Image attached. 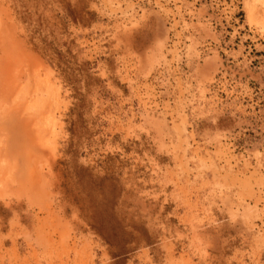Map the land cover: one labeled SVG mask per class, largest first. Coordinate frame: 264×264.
<instances>
[{
    "label": "rangeland",
    "instance_id": "1",
    "mask_svg": "<svg viewBox=\"0 0 264 264\" xmlns=\"http://www.w3.org/2000/svg\"><path fill=\"white\" fill-rule=\"evenodd\" d=\"M0 264H264V0H0Z\"/></svg>",
    "mask_w": 264,
    "mask_h": 264
}]
</instances>
